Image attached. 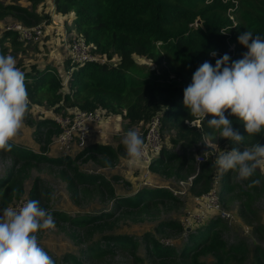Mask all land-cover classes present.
Masks as SVG:
<instances>
[{
	"label": "trees",
	"instance_id": "16d2710c",
	"mask_svg": "<svg viewBox=\"0 0 264 264\" xmlns=\"http://www.w3.org/2000/svg\"><path fill=\"white\" fill-rule=\"evenodd\" d=\"M28 1L29 9L16 3H2L0 0V19L13 14L24 26L36 24L41 17H45V22H48L46 16H41L34 9L41 0ZM236 2L232 5L221 0H51L55 15L70 16L69 22L75 32L91 45L93 52L103 55L105 61L82 63L66 55L64 71L67 75L64 82L52 67L31 66L27 71L22 70L26 74L30 103L44 104L58 115L74 110L103 108L106 115L107 112L121 115L127 125L147 122L156 115L160 133L164 130L170 133L168 140L171 147H162L158 154L151 157L150 168L156 169L155 166L158 165L162 167L163 158L166 157L170 164L163 167H170L174 174L193 173V156L187 154V151L200 142L203 134L212 131L208 121L213 117L207 116L202 126L187 125L185 120H192V117L183 105L184 89L190 85L193 73L203 62L208 61L215 66L216 60L225 54L230 58L229 65L241 59L247 48L238 42V37L247 30L264 39V0ZM228 15H232L235 21L232 22ZM196 19L199 20L198 24L195 23ZM3 42H8L12 48L22 43L12 29L0 31V54L3 53ZM229 44H232L231 49ZM212 52H215L216 56H212ZM133 56L145 57L157 68L161 66L160 62L164 61L168 67L163 74L153 70L143 72L136 66ZM228 118L232 120L233 128L244 136L245 140L235 145L218 137L217 143L226 144L228 149L240 148L241 145L249 147L255 142L264 145V134H257L251 140L247 137L241 121L232 116ZM34 125V137H37V141H40L41 130L44 128L45 138L41 149H45L50 137L58 133L57 125L50 117L39 118ZM172 146H178L181 152L174 153ZM122 149L123 144L111 147L89 143L69 160L64 155L50 158L13 145L10 152L3 151L10 153L12 161L0 177V209L20 196L28 169L38 162L64 164L69 167L71 161L83 154L104 153H107L108 157L111 156L113 161ZM109 162L111 161L102 160L99 164L104 166V163H112ZM212 169L210 161L200 163L198 172L190 184L191 192L200 194L210 188ZM64 179L71 195L77 191L84 192L86 188L83 185L99 187L113 199V210L133 208L136 215L146 213L150 204L156 206L164 199L177 200L164 187L143 186L130 196H119L103 177L85 175L75 169L70 177L65 176ZM251 179H258L260 184L249 187L251 181L245 180L241 189L231 184L226 174L221 175L218 189L220 200L237 188L238 196L241 195L244 200L242 206L249 209L256 194L264 192V174L256 172ZM36 181L37 179L27 192L28 200L36 198ZM77 185H81V189ZM50 212L53 218L64 222L69 228L84 226L102 216L100 213L97 216L69 217L60 211ZM105 217L107 214H104L103 218ZM220 227H224V224L219 217L207 219L201 226L186 232L188 240L178 251L157 243L151 234H142L140 239L153 244L150 251L158 258L156 264H196L197 257L203 254L214 256V264H229L227 256L235 257L238 264H243L242 258L247 252L243 242L240 240L227 246L225 241L218 237L217 228ZM164 228L182 229L174 221L161 220L156 224L155 231L159 233ZM92 229L110 231L109 228L98 225H94ZM251 231L264 235V227L260 224L253 225ZM103 239L107 243L104 247L110 243L115 247L127 248L134 246L136 242L126 234L117 233L104 235ZM87 249V254L94 256L104 253L97 242L90 244ZM219 253L221 255H218ZM252 253L254 257L250 264H264V248L254 246ZM78 262L73 259L74 264H79Z\"/></svg>",
	"mask_w": 264,
	"mask_h": 264
},
{
	"label": "rangeland",
	"instance_id": "374dc122",
	"mask_svg": "<svg viewBox=\"0 0 264 264\" xmlns=\"http://www.w3.org/2000/svg\"><path fill=\"white\" fill-rule=\"evenodd\" d=\"M221 1L230 2L232 5L237 3V0ZM1 2L16 3L27 9L30 8V1L28 0H1ZM34 9L36 13L41 16H46V19H48V22H45V17H41L36 23L42 24V37L37 42H22L15 46V48H12V45L8 42H3V46H1L3 51L2 54L12 55L16 59V66L23 71H27L31 66L38 68H43L44 66L52 67L57 71L60 79L64 82L67 75L66 71H64V66L68 43L63 40L62 36L64 32H75L69 22L70 16L60 18L56 16L52 11L53 6L51 5V0H41L35 5ZM228 18L232 22L235 21L232 15H228ZM12 24L23 25L15 15L8 14L3 19H0V31L8 29ZM231 48L232 44H229V49ZM133 59L136 66L143 72L153 70L163 74L168 67L167 63L164 61L160 62L161 66L157 68L156 65L145 57L133 56ZM64 86V89H66V84ZM93 111L98 113V115L101 113L102 121L100 126H97L98 128L92 126L94 132L89 135L88 138L90 139L87 140L84 147L89 143H100L116 147V145L122 144V139L127 131L134 129L142 134L147 123L127 125V121L121 115L110 114L109 112H107L108 114L106 115L104 114L106 110L103 108H96L93 109ZM71 112L67 114L69 115ZM51 114L53 115V119L56 114L53 113L50 107L44 104L30 103L24 127L20 130L13 145L28 149L32 153L43 154L50 158L64 155L70 160L84 147L76 151L71 150L67 153H58V151L51 146L53 136L50 137L47 147L41 149L42 141L45 138L44 128L41 130L42 134L39 137L40 141H37V137H34V124L39 118H51ZM232 117L234 118L235 116ZM96 129L97 131H95ZM169 136L170 133L167 132V130L162 132L161 141L164 149L165 147H171L168 140ZM210 136L217 139L219 133L212 129L210 133L203 134L200 138V142L196 143L187 151V154L193 156V164L195 165L193 173L186 175H184V173L174 174L170 170V167H163L170 164V162L166 161V157L163 158L162 167L158 165L155 166L156 169H154V167L150 168L151 157L158 154L159 151L155 154H150L147 163L141 162L134 167L127 164L124 156L125 149H122L120 154H118L117 158L113 161L112 157H108L107 153L101 155L83 154L74 161H69V167H66L64 164H51L46 162L36 163L28 169L27 175L22 182V193L17 199L27 198L28 190L37 179L35 200L39 201L41 208L48 211H60L69 217H78L81 215L97 216L102 213V216L98 220H91L81 227L74 226L69 228L64 222L54 218V229L41 231L37 234L41 246L44 247L53 258L55 264H74L73 259H77L79 264H156L158 258L150 251L153 244L141 241L140 238L142 234H151L152 238L156 239L155 241L157 243L166 247H173L176 251L180 250L183 243L188 240L187 233L179 228H164V230L158 233L155 231L156 224L161 220H170L178 223L180 226L182 219L186 215L185 212L192 207V198L198 195L191 192L190 184L192 178L198 172L200 163L207 160L210 161L213 167L212 177H218V179L221 177L218 173L212 153H205L206 151H210L204 144L210 142ZM214 142L221 150H231L227 148L226 144H219L216 140ZM245 147L244 145L240 146L241 149ZM172 149L174 153L179 154L181 152L178 146H172ZM199 155L203 156V160L200 163L196 160V156ZM102 160L105 162L111 161L112 163H104L105 165L102 166L99 164V161ZM11 161L10 153L0 151V177L11 165ZM73 169L85 175H99L103 177L105 180L109 181L113 187L114 193L119 196H130L136 189L143 186L164 187L177 200L164 199L158 202L156 206L150 204L147 207V212L141 215H136L133 208L113 210V199L99 187L95 188L90 185H83V187L86 188L84 192L77 191L74 195L70 194L64 177H70ZM257 172L264 174V169H258ZM225 174L231 184L243 189L244 181L237 179V173L235 171H229ZM143 180H147L149 184L144 185L142 183ZM214 186H216L218 190L219 181L217 184H214ZM77 187L81 189V185H77ZM17 199H14V201ZM220 201L221 205L219 212L222 213L223 216L221 217L219 215V217L224 227L217 228L218 237L225 241L227 246L241 240L247 250L244 258H242L243 264H250L254 257L252 248L254 246L264 248V235L261 234V232L254 234L251 231L252 226L255 224H260L264 227V192L256 194L249 209H244V206H242L241 203L244 202V200L241 195L238 196L237 188H234L232 192L226 194ZM104 214H107V217L103 218ZM212 216L213 214H209L203 220L206 221V219ZM195 223L190 225V227H192L191 229L201 226L202 224ZM94 225H98L102 228H109L110 231H93L92 227ZM116 233L130 236L132 240H136L135 245L121 248L120 246L115 247L114 244L108 243V246L104 247V245H107L103 239L104 235ZM94 242L100 243V247L104 250L103 254L95 256L87 254V247ZM107 249L110 250L107 251ZM218 255L221 254L219 253ZM226 258L229 264H238L237 258H231L229 256ZM215 260L216 258L211 254H203L197 257L196 264H214Z\"/></svg>",
	"mask_w": 264,
	"mask_h": 264
},
{
	"label": "clouds",
	"instance_id": "9594fccd",
	"mask_svg": "<svg viewBox=\"0 0 264 264\" xmlns=\"http://www.w3.org/2000/svg\"><path fill=\"white\" fill-rule=\"evenodd\" d=\"M238 42L247 48L241 59L229 65L230 58L225 54L216 60L215 66L203 62L183 91V105L192 117L185 123L202 126L211 115L213 119L208 126L219 133V138L235 145L241 144L245 137L233 128L229 116L243 123L251 140L264 134V39L247 30L238 37ZM16 65L12 55L0 54V151L4 152L12 150L30 105L26 74ZM215 140L210 136V142L204 144L210 149L205 153L211 152L215 159L218 173L235 171L240 181H251L249 187L258 186L260 181L251 178L258 169H264V145L255 142L243 149L221 150ZM122 144L127 164L133 167L140 164L145 148L141 133L134 129L127 131ZM54 228L51 212L41 208L38 200L21 201L18 206L0 210V264H55L37 235Z\"/></svg>",
	"mask_w": 264,
	"mask_h": 264
},
{
	"label": "built area",
	"instance_id": "2783aa9c",
	"mask_svg": "<svg viewBox=\"0 0 264 264\" xmlns=\"http://www.w3.org/2000/svg\"><path fill=\"white\" fill-rule=\"evenodd\" d=\"M8 29L15 31L17 39L22 42H37L43 34L42 24L32 26L12 24ZM62 38L68 43L67 55L71 56L74 60L82 63L85 61H105V57L99 53L93 52L91 45L87 44L78 33L64 32ZM52 116L51 114V118ZM53 121L57 125L58 133L53 136L51 146L56 149L58 153H67L71 150L76 151L84 147L87 140L90 139L88 138L89 135L94 132L92 126L98 128L97 126H100L102 116L101 113L98 115V113L93 110H74L69 115L62 116L56 114V116L53 117ZM186 124L190 125L189 123ZM95 131H97V129ZM141 135L145 142L144 158L142 162L147 163L150 154H155L162 148V134L159 131L158 116L154 115L147 121ZM196 160L200 163L203 160V156H196ZM218 181V177L213 178L211 186L207 191L192 198V207L185 212L186 215L180 224L184 232H186V228H192L190 227L191 224L195 222V224H200L205 221L203 219L209 214H213L212 217H219V215L221 217L223 216V214L219 212L221 201L218 190L216 186H214ZM142 183L144 185L149 184L147 180H143ZM26 200H28L26 197L17 199L12 201L7 207L18 206L21 201Z\"/></svg>",
	"mask_w": 264,
	"mask_h": 264
},
{
	"label": "water",
	"instance_id": "95a60500",
	"mask_svg": "<svg viewBox=\"0 0 264 264\" xmlns=\"http://www.w3.org/2000/svg\"><path fill=\"white\" fill-rule=\"evenodd\" d=\"M195 23H196V24H198V23H199V20H198V19H196ZM185 230H186V231H188V230H189V228H186Z\"/></svg>",
	"mask_w": 264,
	"mask_h": 264
},
{
	"label": "crops",
	"instance_id": "0c3cea01",
	"mask_svg": "<svg viewBox=\"0 0 264 264\" xmlns=\"http://www.w3.org/2000/svg\"><path fill=\"white\" fill-rule=\"evenodd\" d=\"M62 17V16H61ZM64 17V16H63ZM59 18H60V16H59Z\"/></svg>",
	"mask_w": 264,
	"mask_h": 264
}]
</instances>
